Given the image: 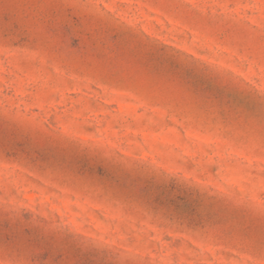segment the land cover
<instances>
[{"label":"rangeland","instance_id":"374dc122","mask_svg":"<svg viewBox=\"0 0 264 264\" xmlns=\"http://www.w3.org/2000/svg\"><path fill=\"white\" fill-rule=\"evenodd\" d=\"M0 264H264V0H0Z\"/></svg>","mask_w":264,"mask_h":264}]
</instances>
